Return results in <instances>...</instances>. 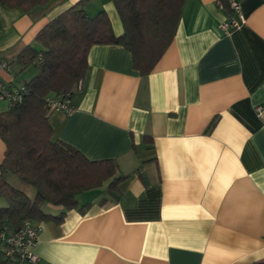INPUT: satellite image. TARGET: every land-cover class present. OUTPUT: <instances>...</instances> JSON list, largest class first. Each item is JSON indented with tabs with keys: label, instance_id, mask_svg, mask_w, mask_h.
<instances>
[{
	"label": "crops",
	"instance_id": "crops-1",
	"mask_svg": "<svg viewBox=\"0 0 264 264\" xmlns=\"http://www.w3.org/2000/svg\"><path fill=\"white\" fill-rule=\"evenodd\" d=\"M76 1L30 11L0 4V60L10 64L2 79L18 84L36 74L35 65L16 64L17 54ZM239 5L229 14L218 0H184L172 41L146 75L123 46L90 47L70 95L75 109L50 113L53 137L88 159H112L126 177L105 203L104 187L78 195L89 204L84 212L45 204L63 217L37 222L38 260L15 264L264 261V0ZM99 10L121 33L112 1L85 6L89 15ZM230 15L239 25L223 30ZM4 151L0 139V162Z\"/></svg>",
	"mask_w": 264,
	"mask_h": 264
},
{
	"label": "trees",
	"instance_id": "trees-1",
	"mask_svg": "<svg viewBox=\"0 0 264 264\" xmlns=\"http://www.w3.org/2000/svg\"><path fill=\"white\" fill-rule=\"evenodd\" d=\"M48 0H0L1 5L30 11ZM89 0H78L35 35L34 45H26L16 56L21 68L35 65L37 72L23 81L21 98L0 110V139L5 145L0 162V264H15L6 255L4 237L20 227L24 219L37 223L60 221L64 211L50 214L45 204L60 205L80 212L77 196L105 188V203L118 192L126 176L110 158L88 159L72 145L53 137L49 122L48 96H64L78 89L88 68L87 54L94 44L121 45L129 51L132 65L141 75L148 74L173 39L184 0H111L122 24L116 33L105 10L93 15L85 11ZM229 14L230 0H218ZM1 26V22H0ZM214 117L206 131L215 125ZM152 147V146H151ZM9 176L31 186L33 195L13 185ZM256 264H264V261Z\"/></svg>",
	"mask_w": 264,
	"mask_h": 264
},
{
	"label": "built area",
	"instance_id": "built-area-1",
	"mask_svg": "<svg viewBox=\"0 0 264 264\" xmlns=\"http://www.w3.org/2000/svg\"><path fill=\"white\" fill-rule=\"evenodd\" d=\"M229 6L233 13H239V0H230ZM239 23L231 15L228 19L220 23L223 30L238 26ZM10 64L0 60V70H8ZM24 91L23 82L12 84L0 77V101L5 103V107H10L15 104ZM46 104L50 111L60 110L66 114H70L74 109L71 102L70 94L64 96H48ZM39 225L30 219H24L19 228L9 232L4 237V251L6 255H11L17 260H26L36 262L38 256L34 253L33 247L36 242Z\"/></svg>",
	"mask_w": 264,
	"mask_h": 264
},
{
	"label": "rangeland",
	"instance_id": "rangeland-1",
	"mask_svg": "<svg viewBox=\"0 0 264 264\" xmlns=\"http://www.w3.org/2000/svg\"><path fill=\"white\" fill-rule=\"evenodd\" d=\"M0 104L2 105V106H4V102H0ZM13 178H11L12 180V183H14L15 181H16V183H17V187L19 188V189H21V190H23L26 194H28L29 196H32L33 195V192H34V190H33V188L31 187V186H28V185H26V184H24V183H22V182H19V180L16 178V177H14V176H12ZM14 179V180H13Z\"/></svg>",
	"mask_w": 264,
	"mask_h": 264
}]
</instances>
